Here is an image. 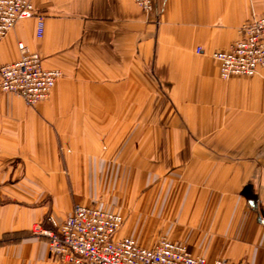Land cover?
<instances>
[{"label":"crops","instance_id":"0c3cea01","mask_svg":"<svg viewBox=\"0 0 264 264\" xmlns=\"http://www.w3.org/2000/svg\"><path fill=\"white\" fill-rule=\"evenodd\" d=\"M31 1L43 36L20 21L0 67L24 43L63 76L33 107L0 90V264H60L40 232L76 204L142 247L264 264V70L223 80L213 59L264 0H157L159 24L134 0Z\"/></svg>","mask_w":264,"mask_h":264},{"label":"built area","instance_id":"2783aa9c","mask_svg":"<svg viewBox=\"0 0 264 264\" xmlns=\"http://www.w3.org/2000/svg\"><path fill=\"white\" fill-rule=\"evenodd\" d=\"M134 2L159 24L157 0ZM32 18L37 20L38 37H42L45 16L31 0H0V42L20 21ZM18 46L20 59L0 67V90L33 107L49 99L63 73L45 69L38 53L29 51L24 43ZM197 53H202V48H197ZM213 59L223 80L253 78L264 70V15L244 22L239 39L229 49L214 53ZM49 220L54 229L40 233L48 239L51 259L60 264H246L223 259L209 262L165 237L153 247H142L132 238L119 236L125 223L122 215L96 207L76 204L61 225Z\"/></svg>","mask_w":264,"mask_h":264},{"label":"trees","instance_id":"16d2710c","mask_svg":"<svg viewBox=\"0 0 264 264\" xmlns=\"http://www.w3.org/2000/svg\"><path fill=\"white\" fill-rule=\"evenodd\" d=\"M3 241H6L8 243H18L20 241V238L15 234L6 235Z\"/></svg>","mask_w":264,"mask_h":264}]
</instances>
